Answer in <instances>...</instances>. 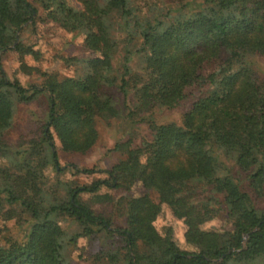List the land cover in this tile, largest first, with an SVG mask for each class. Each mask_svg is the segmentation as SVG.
I'll list each match as a JSON object with an SVG mask.
<instances>
[{
	"label": "trees",
	"instance_id": "obj_1",
	"mask_svg": "<svg viewBox=\"0 0 264 264\" xmlns=\"http://www.w3.org/2000/svg\"><path fill=\"white\" fill-rule=\"evenodd\" d=\"M37 1L0 0L1 53L38 56L19 33L47 20L82 34V45L92 54L71 57L82 74L42 72L46 78L40 84L9 76L0 61V86L24 101L45 91L48 101L40 137L16 151L12 165L0 166L2 216L27 223L23 239L0 245V264H64L65 249L97 234L120 242L100 249L95 258L101 264H264V208L250 192L264 205V79L253 65L254 56H264V0H207L215 6L184 1L174 19L152 2L144 10L139 0ZM120 43L124 63L118 78L113 60ZM133 54L144 70L135 74V84L142 82L135 90L139 109L175 107L190 85L199 86L181 123H150L151 139L115 142L112 149L121 157L108 168L61 163L54 134L68 152H83L97 141L95 110L103 119L118 115L114 107L103 109L101 101L115 87L125 96ZM209 63L215 67L204 72ZM20 67L33 68L24 61ZM13 118L9 95L0 93V152L8 147ZM222 156L231 158L232 166ZM48 167L54 179L46 176ZM65 174L71 178L62 179ZM77 175L91 177L80 181ZM137 182L144 192L116 200L125 209L123 226L113 225L83 196L113 201L100 191L127 192ZM162 205L183 218L190 249L177 244L171 228L162 233L155 227ZM219 216L229 228H203ZM68 220L77 227L73 232L60 225Z\"/></svg>",
	"mask_w": 264,
	"mask_h": 264
},
{
	"label": "rangeland",
	"instance_id": "obj_2",
	"mask_svg": "<svg viewBox=\"0 0 264 264\" xmlns=\"http://www.w3.org/2000/svg\"><path fill=\"white\" fill-rule=\"evenodd\" d=\"M33 3L38 4L37 0H31ZM189 0H139L137 4L147 7L151 2L154 6L160 7L165 11H169V18L174 19L179 8L182 7L181 3ZM204 1L209 6H215L212 1ZM13 1H11V4ZM75 4H78L75 1ZM13 9V6H12ZM40 11L42 9L40 7ZM6 25H9L6 22ZM19 36L25 42H31L33 47L39 50V55L34 57L30 54L23 56L18 55L13 51L5 53L0 52V61L3 65L5 72L10 76H18L25 84L36 83L40 84L46 78L42 72L47 74H58L59 77H71L82 74V67L79 62L71 59V57H79L84 55H91L92 51L87 50L82 45V34L77 32H67L60 28L56 23L47 20H39L35 23L28 24L20 31ZM119 39L124 37L121 34L117 36ZM120 49L117 52L113 66L115 74L119 78L123 72V55L124 51ZM32 65L25 71L20 67V62ZM253 65L259 74L260 78L264 79V56L256 55L253 57ZM131 66V76L129 83L126 86L125 96L121 93L118 87L108 90L109 97L101 101L103 109L110 107L116 108L118 115L103 119L99 117L97 109L96 126L98 130V139L87 150L83 152L78 151H62L59 147V141L54 134L55 148L61 163H76L79 166H92L98 168H108L113 165L117 159L121 157L118 151L113 150L112 147L117 141H125L131 139L133 144H138L142 139H151L152 132L150 123L162 124L168 122L181 123L183 112L189 107L193 97L200 89L197 85H190L185 97L180 101V104L167 108L159 105H153L148 108L139 109L135 105V90L141 85L142 82L135 84V74H142V61L136 54L131 55L129 59ZM215 64H205L203 67L204 72L210 71ZM141 76V75H140ZM140 81V80H139ZM0 93L7 94L10 97V102L14 112L13 123L7 132L6 140L8 142L7 149L0 152V166L7 167L12 165L16 159V151L28 147L34 140L38 139L41 135L42 126L47 118L48 101L47 93L40 91L36 96L29 100L24 101L16 98L9 87L0 86ZM132 114L127 115L128 112ZM225 162L232 166L231 158L222 156ZM45 174L49 179H54V172L50 167L45 170ZM241 177L244 174L241 173ZM80 181L86 180L91 175H77L75 176ZM62 179L71 178L69 174H65ZM241 185L249 190L247 180H242ZM145 191V188L140 183H134L133 186L127 191L121 190H107L102 189L100 193L109 192L113 201L97 202L95 197L89 194H84L88 198L91 206L98 212L107 216L115 226H123L125 224V214L122 204L117 203L120 196L137 195ZM255 200V205L258 208H264L262 200L254 192L250 191ZM151 200H157L155 192H149ZM162 211L154 222L155 227L159 232H164L167 228L172 229L174 240L181 248L190 249L192 246L184 239L185 223L183 218H176L170 208L165 205L161 206ZM60 225L67 232H73L77 227L68 221L60 222ZM204 229H226L229 228L227 221L219 216L209 222L203 223ZM27 230V223L18 225L15 219L4 220L0 211V245H7L8 240H21L24 238ZM120 245L117 239H105L101 234H97L92 238L80 237L77 245L74 248H67L62 253V261L64 264H101V259H96L95 256L100 252L101 248H117Z\"/></svg>",
	"mask_w": 264,
	"mask_h": 264
}]
</instances>
